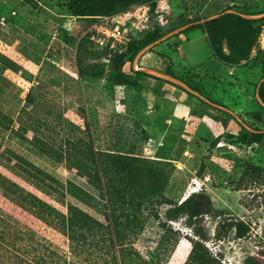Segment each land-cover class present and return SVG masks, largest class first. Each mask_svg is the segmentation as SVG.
I'll list each match as a JSON object with an SVG mask.
<instances>
[{
  "label": "rangeland",
  "instance_id": "obj_1",
  "mask_svg": "<svg viewBox=\"0 0 264 264\" xmlns=\"http://www.w3.org/2000/svg\"><path fill=\"white\" fill-rule=\"evenodd\" d=\"M226 11L264 15V0H117L101 15L76 14L67 0H0V231L21 224L2 207L29 163L104 197L76 173L101 165L117 178L113 195L124 220L132 211L124 193L138 188L146 201L139 211L144 232L133 234L144 254L163 237L161 264H185L197 227L225 264H245L249 256L264 264V21L252 28L235 18L225 27L220 42L234 63L214 53L203 22L134 59L135 69L171 71L229 109L153 73L127 83L116 62L149 29L167 34ZM195 191L213 204L194 225L165 218L169 202ZM66 201L104 217L77 190ZM238 220L249 227L244 237L229 225Z\"/></svg>",
  "mask_w": 264,
  "mask_h": 264
},
{
  "label": "trees",
  "instance_id": "obj_2",
  "mask_svg": "<svg viewBox=\"0 0 264 264\" xmlns=\"http://www.w3.org/2000/svg\"><path fill=\"white\" fill-rule=\"evenodd\" d=\"M116 1L67 0V6L79 15H101L109 12ZM119 1L133 3L144 0ZM235 18L244 19L252 28L258 27L264 21V17L243 18L236 12L226 11L198 24L206 26L214 53L229 63L235 61L224 52L220 41L225 27ZM194 26L196 25H191ZM164 35L159 29H149L118 54L117 67L125 82L138 84L143 75H150L142 69H135L134 59L147 45ZM129 61L130 72L125 69ZM168 73L174 75L171 71ZM259 94L264 100V81L259 87ZM228 114L234 117L231 113ZM93 156L98 159L97 153ZM77 169L76 173L92 183L104 197L91 195L72 181L65 183L53 173L30 163L23 169L24 183L18 185L17 189L14 186L7 187L4 196L8 201L2 208L21 224L17 226L11 221L6 230L0 231V264H161L165 254L161 251L165 245L163 237L156 251L148 254H144L134 241L136 237L133 234L142 235L145 229V222L139 211L144 209L146 201H140L142 195L139 189L134 187L129 194H123L124 201L131 195L129 209H132L129 217L124 220L115 207L113 193L116 188L120 189L116 176L107 169L103 170L101 165L94 168L82 166ZM74 190L93 198L97 206L102 208L104 217L98 218L78 204L66 201L67 195L73 194ZM169 204L165 211L167 220L185 217L187 224L192 226L199 217L208 212V206L213 201L207 193L195 191L183 201H172ZM154 216L165 228L168 223L165 218L159 213ZM229 225L236 228L239 237L246 236L249 231V227L242 220L232 221ZM195 235L191 239L192 248L185 264H225L221 255L207 246V234L204 231L196 227ZM245 264H261V261L249 256Z\"/></svg>",
  "mask_w": 264,
  "mask_h": 264
},
{
  "label": "water",
  "instance_id": "obj_3",
  "mask_svg": "<svg viewBox=\"0 0 264 264\" xmlns=\"http://www.w3.org/2000/svg\"><path fill=\"white\" fill-rule=\"evenodd\" d=\"M227 12H229V11H227ZM222 14H223V12L218 13V14H216V15L213 16V17H207V18L202 19V20H200V21H196V22H191V23L185 24V25L179 27L178 29L173 30L172 32H169V33L165 34L163 37H161V38H159L158 40L152 42L151 44L147 45L143 50H141V51L138 53L137 56L142 55V54L144 53V51L150 49L152 46L158 44L159 42L163 41L165 38L172 36V35L175 34L176 32H178V31H180V30H182V29H185V28L189 27L190 25H192V24H194V23H197V22H204V21H206V20H209V19H212V18L218 17V16H220V15H222ZM244 16L247 17V18H260V17H262V16H264V15H263V14H259V15L244 14ZM139 69H142V70H144V71H146V72H149V73H153V74H155V75H160V76H163V77H166V78H170V79H172V80H174V81H176V82L182 84L183 87H184L185 89H187V90L190 91L191 93H194V94L198 95L200 98L206 100L207 102H210V103H212V104H214V105H217V106H219V107H223V108H225V109H229L228 107H225V106H223V105H221V104H218V103L214 102L213 100L207 98L203 93H201L200 91H198V90L195 89L194 87L190 86L187 82L182 81L181 79L175 78V77H173V76L170 75V74L163 73V72L158 71L157 69H154V68H139ZM259 98H260L262 104L264 105V100H263V98H262L261 96H259Z\"/></svg>",
  "mask_w": 264,
  "mask_h": 264
}]
</instances>
